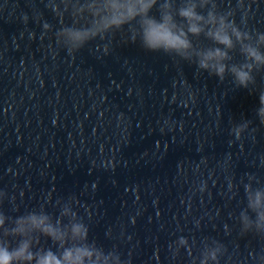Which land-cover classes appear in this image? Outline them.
Segmentation results:
<instances>
[{"label":"clouds","instance_id":"9594fccd","mask_svg":"<svg viewBox=\"0 0 264 264\" xmlns=\"http://www.w3.org/2000/svg\"><path fill=\"white\" fill-rule=\"evenodd\" d=\"M53 10L61 21L65 15L71 19L55 33L57 43L69 53L127 29V42L195 63L220 81L231 75L237 87L255 84L254 73L264 71V32L248 29L244 0L223 10L217 0H59ZM238 11L242 14L239 24ZM201 37L210 44H203ZM236 52L243 58L240 62H233ZM259 105L256 115L264 124V92ZM249 123L245 120L234 126L232 134L241 138ZM244 188L246 206L238 217L240 232L264 238V187H253L250 182ZM6 199L7 193L0 191V264H127L115 248L106 250L89 238L88 224L74 210V197L57 201L55 215L44 204L9 215L3 210ZM186 244V239H179L177 250ZM225 252L216 240L205 243L199 264H220ZM252 261L264 264V253L253 254Z\"/></svg>","mask_w":264,"mask_h":264}]
</instances>
